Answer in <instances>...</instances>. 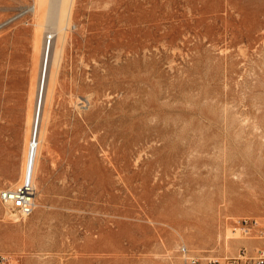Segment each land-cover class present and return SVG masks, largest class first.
Here are the masks:
<instances>
[{
    "label": "rangeland",
    "instance_id": "374dc122",
    "mask_svg": "<svg viewBox=\"0 0 264 264\" xmlns=\"http://www.w3.org/2000/svg\"><path fill=\"white\" fill-rule=\"evenodd\" d=\"M74 1L62 51L44 19V56L36 0H0V264H190L181 247L197 264H254L264 0ZM55 65L33 125L35 208L22 217L1 195L23 182L36 83Z\"/></svg>",
    "mask_w": 264,
    "mask_h": 264
},
{
    "label": "bare ground",
    "instance_id": "6f19581e",
    "mask_svg": "<svg viewBox=\"0 0 264 264\" xmlns=\"http://www.w3.org/2000/svg\"><path fill=\"white\" fill-rule=\"evenodd\" d=\"M74 2H75L74 0H59V2L58 1L56 2L57 3V8L55 6H52V8L51 7L49 8V6L47 5V0H36L34 8H33L34 12H36L37 15H39V16L40 15L44 16L43 18L40 17L39 21L36 23V25L38 26V28L35 27L37 29V33H38V41H37V44H36V48L38 50H40V51L42 50L44 52V56L47 53L48 37H47V41H45V43H42V41L40 40V38L42 36L41 37L39 36L40 34H43L42 27L45 26L43 24L44 19L47 20L50 17L49 19L50 20H51V18H52V20L54 19L53 21H55V25L57 24V31H58V35H59L58 36V40L60 41V49L58 51H60V50L62 51L63 47H65L64 46V42L66 40V35H65L64 31L66 29V25H67L66 23L71 17L70 16L69 19H66V16H67L66 14H67V12L69 13V11L70 12L73 11ZM58 6H60V9H59ZM55 30H56V28H55ZM67 32H66V34H67ZM33 33L35 34V32H33ZM67 37H69V36L67 35ZM67 41H69V40H67ZM33 42H34V40H33ZM50 47L51 46H49L48 49H50ZM58 57L60 58V56H58ZM60 60H61V58H60ZM58 61H59V59H58ZM44 62H43V68H44ZM56 63H57V61H56ZM59 65H58V67L55 65V67H57V70L54 71V73L50 75V78H49L50 80H49V82L47 84H46V80L43 82L44 78H43V68H42L40 79L38 80L39 82L36 83V85L38 84L37 85L38 86L37 99L35 101L36 102V108H35V111L33 109L34 114H32L31 117H30V123H31L32 127L30 128V137H28L27 140H26V153H25L26 154V158H25L24 176H23V182H22V184H25L27 182V178H28V181H29V183L32 186L34 191H35V186H36L35 178H36V171H37V166H38V155H39V150H40V146H41V142H42V135H38L37 138H35V140L33 141V128H34L33 125H34V122H35V119H36V112H37V107L39 106L38 104H39V100H40V95L42 94V99H43L44 93L46 91V94H47L46 100H47V99H49V97H51V95L54 92V89L56 87V83H57V80H58V76H59L58 75L59 74ZM42 99H41V102H40L41 103L40 110L42 108V103H43ZM99 102H100V100H99ZM34 191H33V193H35Z\"/></svg>",
    "mask_w": 264,
    "mask_h": 264
},
{
    "label": "built area",
    "instance_id": "2783aa9c",
    "mask_svg": "<svg viewBox=\"0 0 264 264\" xmlns=\"http://www.w3.org/2000/svg\"><path fill=\"white\" fill-rule=\"evenodd\" d=\"M51 37H48V39ZM33 188L30 185L29 181L21 186H18L16 189H8L2 192L1 199L4 202L10 203L14 208L18 209L22 217L30 215L35 208ZM264 235V230L262 232ZM181 252L187 256V260L190 261V264H197L198 260L194 257L189 256L188 250L186 247H181ZM226 263L222 262L220 259H209V264H238L236 258H229ZM3 261V257L0 255V263ZM254 264H264V252L254 259Z\"/></svg>",
    "mask_w": 264,
    "mask_h": 264
}]
</instances>
